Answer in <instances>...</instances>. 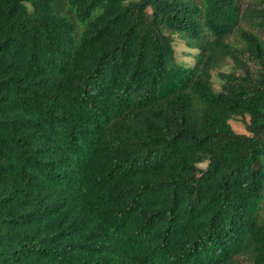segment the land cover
I'll return each mask as SVG.
<instances>
[{"label":"trees","instance_id":"1","mask_svg":"<svg viewBox=\"0 0 264 264\" xmlns=\"http://www.w3.org/2000/svg\"><path fill=\"white\" fill-rule=\"evenodd\" d=\"M263 36L264 0H0V264H264Z\"/></svg>","mask_w":264,"mask_h":264},{"label":"rangeland","instance_id":"2","mask_svg":"<svg viewBox=\"0 0 264 264\" xmlns=\"http://www.w3.org/2000/svg\"><path fill=\"white\" fill-rule=\"evenodd\" d=\"M172 44L173 56L175 61L183 65L191 64L193 61L192 55L195 53V49L187 47L182 41L178 40L177 38H174ZM223 69H226V67H223ZM215 72L216 70L211 72V81L214 88H218L219 81L215 76ZM229 124L231 128L236 132H242L244 130L243 124L238 118L229 120ZM200 166H204V164H200Z\"/></svg>","mask_w":264,"mask_h":264}]
</instances>
